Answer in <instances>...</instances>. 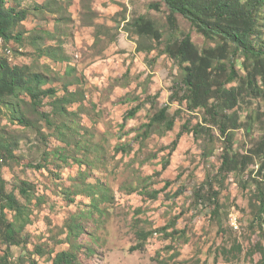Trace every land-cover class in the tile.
I'll return each instance as SVG.
<instances>
[{
  "label": "rangeland",
  "instance_id": "1",
  "mask_svg": "<svg viewBox=\"0 0 264 264\" xmlns=\"http://www.w3.org/2000/svg\"><path fill=\"white\" fill-rule=\"evenodd\" d=\"M156 2L7 0L28 14L14 32L20 39L5 45L8 54L0 48V56L31 67L43 89L55 93L38 107L26 95L0 103V137L14 149L0 174L23 206V214L8 217L29 234L25 247L7 250L0 242V264H53L63 250L73 251L77 264L261 260L264 218H257L250 184L257 165L216 178L224 146L216 130L207 139L184 133L171 152L183 125L194 128L203 114L171 100L182 71L164 50L169 10L150 9ZM143 15L161 30V42L136 33L132 23ZM176 18L177 32L190 33L200 49L215 46ZM260 18L264 32V8ZM243 61L235 58L244 74ZM165 106L174 128L148 125ZM239 107L242 119L252 115L254 123L249 134L235 132L234 149L245 152L264 128V101ZM23 181L33 187L27 197ZM209 183L218 204L208 196Z\"/></svg>",
  "mask_w": 264,
  "mask_h": 264
},
{
  "label": "trees",
  "instance_id": "2",
  "mask_svg": "<svg viewBox=\"0 0 264 264\" xmlns=\"http://www.w3.org/2000/svg\"><path fill=\"white\" fill-rule=\"evenodd\" d=\"M163 5L169 10L167 19L171 29L164 50L182 71L171 100L185 104L191 113L203 114L194 128L183 125L173 141L171 152L176 149L184 133L193 132L195 136L207 139L216 130L224 146L215 177L221 179L232 173L239 175L256 164V170L251 172L253 178L250 184L254 188L251 202H257L259 208L256 215L263 220L264 128L252 143L253 146L245 152L234 149V140L237 130L243 129L249 134L254 128L252 115L247 114L246 119H242L240 104L247 99L264 101V32L260 18L264 0H161L149 5V8L159 11ZM27 14V10L8 7L7 0H0V48L14 38L20 39L14 32ZM176 14L187 19L199 34L215 42V46L200 49L190 33H178ZM132 26L140 36L150 37L157 42L163 38L156 23L145 15L135 19ZM5 47V51L10 50ZM237 55L244 58V74L236 67ZM43 83L42 76L34 73L28 65H12L7 57L0 56V103L4 98L26 95L33 106L38 107L44 96L55 93L52 88L43 89ZM138 109L139 106H136L128 115L134 116ZM152 124L163 125L167 130L174 128L175 117L171 116L168 106L153 115L148 125ZM13 155L11 144L0 137V167L1 160L6 161ZM167 165L168 161L164 168ZM31 188L29 182L23 181L20 193L27 197ZM209 189L208 196L218 204L219 192L212 183H209ZM157 193L154 192V197ZM8 212L23 214V206L16 194L7 190L6 181L0 174V242L7 250L12 246L25 247L29 234L24 232L23 227L16 226L8 217ZM259 249L261 260L258 264H264V244H260ZM76 258L73 251L63 250L56 253L52 263L77 264Z\"/></svg>",
  "mask_w": 264,
  "mask_h": 264
},
{
  "label": "bare ground",
  "instance_id": "3",
  "mask_svg": "<svg viewBox=\"0 0 264 264\" xmlns=\"http://www.w3.org/2000/svg\"><path fill=\"white\" fill-rule=\"evenodd\" d=\"M0 44H2V40L0 41ZM2 46V45H1Z\"/></svg>",
  "mask_w": 264,
  "mask_h": 264
}]
</instances>
